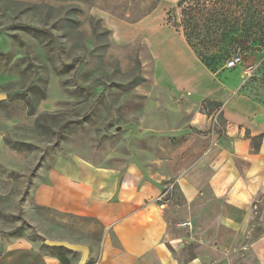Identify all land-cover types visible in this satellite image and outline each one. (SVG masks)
Wrapping results in <instances>:
<instances>
[{
    "label": "rangeland",
    "instance_id": "rangeland-1",
    "mask_svg": "<svg viewBox=\"0 0 264 264\" xmlns=\"http://www.w3.org/2000/svg\"><path fill=\"white\" fill-rule=\"evenodd\" d=\"M157 27L192 45L211 74L209 96L155 84L149 41ZM221 47L228 52L219 59ZM234 56L237 66L226 68ZM233 74L238 78L230 84ZM232 98L238 110L228 112ZM205 101L221 105L211 110ZM200 115L216 129L235 117L263 131L264 0H0V183L45 181L46 170L63 158L121 169L136 163L144 178L175 184L188 175L194 153L206 148L198 135L191 140L176 131ZM203 192L191 205L196 233L216 224L217 205ZM169 194L172 234L186 235L177 223L190 210L176 185ZM64 220L55 227L52 218L44 231L64 238L82 233L96 249L102 229ZM251 220L264 229V199L252 206ZM198 248L192 242L172 254L184 263ZM72 253L58 250L65 259L80 257ZM235 259L213 257L211 264H257L248 252Z\"/></svg>",
    "mask_w": 264,
    "mask_h": 264
},
{
    "label": "crops",
    "instance_id": "crops-1",
    "mask_svg": "<svg viewBox=\"0 0 264 264\" xmlns=\"http://www.w3.org/2000/svg\"><path fill=\"white\" fill-rule=\"evenodd\" d=\"M150 39L153 80L158 87L211 94V74L183 36L157 27ZM237 78L233 74L228 82L233 84ZM237 105L234 98L228 101V112L237 111ZM202 118L193 116L186 130L176 131L191 140L198 135L206 148L194 153V161L185 169L188 175L175 184L144 178L136 163L121 169L63 158L46 170L45 181L0 183V201L16 202L14 207L0 204V264H61L60 248L46 246L45 240L88 247L87 264L91 260L92 264H211L213 257L236 262L231 259L247 252L257 264H264L263 224L251 220L252 206L264 199V129L260 132L254 123L242 124L235 117L223 129H216ZM254 140L256 150L252 149ZM205 172L208 175L202 182ZM174 185L190 210L188 218L177 223L178 230L186 233L179 237L172 234L168 222L169 192ZM204 189L217 205L216 224L211 232L196 233L191 205L204 196ZM64 217L92 221L102 229L95 250L82 233L64 238L44 231V223H51L52 218L55 227L68 224ZM89 228H82L84 234ZM208 234L209 244L205 241ZM192 242L200 248L188 261H178L172 249L179 251ZM72 257L66 259L68 264H77L80 257Z\"/></svg>",
    "mask_w": 264,
    "mask_h": 264
},
{
    "label": "water",
    "instance_id": "water-1",
    "mask_svg": "<svg viewBox=\"0 0 264 264\" xmlns=\"http://www.w3.org/2000/svg\"><path fill=\"white\" fill-rule=\"evenodd\" d=\"M44 244L48 247H59L64 248L68 251L80 253V259L77 264H86L89 257V249L84 245L70 244L65 241H50L45 240Z\"/></svg>",
    "mask_w": 264,
    "mask_h": 264
},
{
    "label": "trees",
    "instance_id": "trees-1",
    "mask_svg": "<svg viewBox=\"0 0 264 264\" xmlns=\"http://www.w3.org/2000/svg\"><path fill=\"white\" fill-rule=\"evenodd\" d=\"M212 23L213 22H209L208 25H211ZM186 26H190V27L192 26L193 27V26H195V23L188 22L186 24ZM188 44H189V42H188ZM189 46L192 47V45H190V44H189ZM219 50H220V52H222V55L219 56V59H221L222 57H224L226 55L228 50H227V47H221ZM205 103H207L208 105L211 106V110H214V109H217L218 107H220V105L218 103H214V102H211V101H205ZM254 141H256V140H254ZM254 141L252 143V149L256 150L258 144L255 143ZM59 258H60L61 264H68V262H67V260L65 258H63L62 256H59Z\"/></svg>",
    "mask_w": 264,
    "mask_h": 264
},
{
    "label": "built area",
    "instance_id": "built-area-1",
    "mask_svg": "<svg viewBox=\"0 0 264 264\" xmlns=\"http://www.w3.org/2000/svg\"><path fill=\"white\" fill-rule=\"evenodd\" d=\"M238 62H239V57L234 56L226 63V68L232 69L237 66Z\"/></svg>",
    "mask_w": 264,
    "mask_h": 264
}]
</instances>
